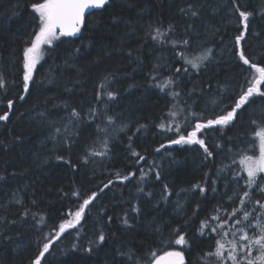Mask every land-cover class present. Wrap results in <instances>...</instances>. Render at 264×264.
Here are the masks:
<instances>
[{
  "label": "trees",
  "instance_id": "obj_1",
  "mask_svg": "<svg viewBox=\"0 0 264 264\" xmlns=\"http://www.w3.org/2000/svg\"><path fill=\"white\" fill-rule=\"evenodd\" d=\"M33 2L35 0H0V70L8 82L5 89H0V115L9 112V119L0 121V217L3 218L0 219V264H30L38 251L37 236L46 235L53 228L58 230L61 222L72 219L69 212H74L76 205L82 202L70 195L73 190L78 189L86 198L97 185L114 178L109 170L124 174L132 171L126 160L130 136L133 148L147 156L146 162L142 161L136 167L147 171L154 163L161 172L159 182L151 173L144 181L145 193L151 191L153 196L137 193V180L127 182L126 187L117 182L101 194L95 202L96 207L88 209L81 225L68 229L54 242L51 255L46 254L42 264H134V261L147 264L151 259L150 251L162 255L169 250L167 242L172 239L169 232L177 225L185 226L186 221L184 230L191 247H172L184 252L185 264H197V257L214 245L207 230L203 235L198 233L200 221L214 215L213 210L218 206L230 211L238 201L227 203V197L242 191L229 177L217 180L215 187L218 190L214 193L211 179L217 177V169L224 165L231 166L233 172L241 171L238 153L252 140L248 116L254 110L259 111L264 100L257 97L255 103L241 113L243 119L230 129H224L222 140L220 131L205 133L203 138L215 153L214 159L205 162L199 145L167 144L168 139L177 136L156 125L166 116L172 97L168 94L169 89L161 91L156 87L148 74L154 64H160V79L163 80L171 74L164 65L182 63L174 58L172 45L167 41L182 38L188 25H193L198 36L187 54L199 55L203 45L212 47L215 56L200 72L190 70V77L182 76L181 88L188 91L195 86L199 90L210 85L211 91L199 98L195 110L213 118L219 111L211 103L217 95V84L225 85L228 92L224 95H228L250 75L247 66L235 55L234 38L240 34L238 26L241 30L242 26L229 13L228 0H201L203 7L198 19L179 12L191 0H112L104 9L93 10L80 32L59 36L51 45L42 47L29 93L20 100L19 96L24 94L21 57L25 41L34 27L30 8ZM238 2L245 6L244 10L254 13L249 20L246 41L241 43L250 58L258 59L260 53H264V0ZM149 24L153 27L162 25V31L171 24L175 32L154 41L147 35ZM212 28L219 31L213 33ZM108 74L111 76L101 90L99 86ZM99 91H115L117 96L110 100L104 95L98 101L96 94ZM9 99L14 101L11 109L7 106ZM196 99L197 96L192 97V100ZM229 102L225 100V103ZM73 108L80 112L83 122L72 129L79 132V136L76 146L69 151L51 138L54 129L50 123L55 121L57 127L69 124ZM89 108H96L99 113L94 122L87 119ZM108 115L120 117L113 126L116 131L109 129L110 159L94 157L85 163L81 157L86 148L102 150L100 142L104 133L97 126L104 129ZM125 124L127 127L120 131ZM140 125L146 127L137 133ZM229 138L232 144L227 143ZM217 142L224 145L223 150L213 147ZM161 143L166 146L156 153L154 149ZM251 153L247 151L248 155ZM57 156H63L64 160L56 159ZM234 159L235 165L232 164ZM71 165H76L78 171ZM206 173L211 176L207 183ZM136 174L138 177L139 171ZM241 174L246 176L242 171ZM165 183L172 191L167 201L161 199ZM197 183L207 187V192L201 194L198 189L192 190V185ZM63 193H69V196ZM16 199L22 204H17ZM33 200L37 205L32 204ZM177 203L182 207L178 209ZM133 204L139 205V215L129 211ZM197 205L199 212L193 216ZM101 207L106 209V216L100 214ZM25 208L32 213L45 214L46 223L33 227L32 215L20 222V214ZM126 211L130 226L122 223ZM107 216L112 217L111 223L107 222ZM12 220L18 222L13 225L9 223ZM100 230L104 231L106 242L93 246L92 252L84 251ZM72 244L78 247L74 249ZM121 252H131L134 257L121 256Z\"/></svg>",
  "mask_w": 264,
  "mask_h": 264
},
{
  "label": "snow or ice",
  "instance_id": "obj_2",
  "mask_svg": "<svg viewBox=\"0 0 264 264\" xmlns=\"http://www.w3.org/2000/svg\"><path fill=\"white\" fill-rule=\"evenodd\" d=\"M112 0H35L30 4V8L33 13V31L30 34V38L25 41V46L22 50V92L19 96L20 100L25 98V94L29 93L30 82L33 81L34 70L36 65L42 56V47L44 45H51L54 40H57L59 36L74 35L81 31V27L85 23V11L88 9H104L110 5ZM228 11L230 14L236 17L239 25L242 26V30L238 26L239 35L234 38L235 55L238 61L242 62V65L247 66L250 73L249 76H245L243 83H238L234 93H229L228 88L225 85L217 84V95L211 99V103L215 109H219L218 113L213 118H207L204 116L203 111L197 112L195 107L199 104V98H202L206 91H211V86L207 89L201 87L199 90L194 86L188 91H184L181 88L183 84L182 76L190 77V70L200 72L202 67H207V64H211L214 59V51L212 47L200 46V54L196 56H189L187 53L193 47V40L198 36L195 32L193 25H188L184 30L182 38L167 41L172 45L174 58L178 62L176 65H164L171 73L163 80L160 79L159 70L160 64H154L152 71L148 74L149 79L155 83L156 87H159L161 91L169 89L168 94L172 97V104L168 108L165 117L161 118V122L156 125L164 132H172L177 136L176 139H168V145H183V144H195L199 145L203 150V160L206 162L209 159L215 158V153L210 149L209 144L206 142V138H203L208 131H220L221 140L223 139L225 132L224 129H230L238 120L243 119L241 113L245 111L250 105L255 103L257 97L264 100V53H260L259 58H250L249 54H246L245 48L242 46V41H246V34L249 32V20L254 15L252 11L244 10L245 6H242L238 0H228ZM19 6V4L17 5ZM203 4L201 0H191L184 7L179 9V12L188 18H199ZM264 11V10H262ZM213 33L219 31L216 28H212ZM175 27L169 25L167 29L162 31V25L153 27L152 24L148 25L147 35L154 41L164 39L169 33H174ZM259 35L258 33L256 34ZM264 47V45H262ZM79 51V49H77ZM130 50V55H131ZM207 62V63H206ZM111 74L104 77V81L100 84V89L105 88V82L109 80ZM7 80L2 70H0V89H5L7 86ZM106 95L108 99L114 100L117 96L115 91H99L96 94V99L101 101L103 96ZM193 96H197L198 99L192 100ZM182 97H187V100H182ZM225 100L230 101L225 103ZM188 101H191L189 103ZM14 101L9 99L7 106L9 109L13 107ZM55 107V106H54ZM64 107L68 105L64 102ZM43 115V114H41ZM99 113L96 108H89L86 113L87 119L95 121ZM71 119L69 124L62 127H57L55 121L50 123V127L54 129L52 133V139L66 150H71L76 146L79 132H74L72 129L79 126L83 122L80 112L75 108L71 109ZM255 117V118H254ZM9 119V112H4L0 115V121H7ZM120 119L119 116L108 115L106 116L107 125L104 129L98 130L104 133V139L101 140L102 150L97 151L94 147H88L85 150L81 159L88 163L91 158L104 157L109 158V137L111 129L113 132L116 129L113 127ZM127 125H122L119 129L123 131ZM146 127V125H140L137 128V133ZM248 128L251 129L252 140L248 147L238 153V164L241 171L233 172L231 166L224 165L217 169V177L211 179L210 173H206L205 183L211 179L212 191L215 193L218 189L215 187L217 180L228 179L237 184L242 191L234 195L227 197V203H232L233 200L238 201L235 207L229 211L226 207L218 206L213 210L214 215L208 216L204 220L200 221L199 228L197 229L200 235L205 233V230L209 233V239H214V245H210L209 251L203 252L197 257V264H264V105H262L259 111L254 110L248 116ZM186 133V134H185ZM135 135V133H134ZM243 138V134L241 139ZM127 152L128 156L126 160H129L128 167L133 170L128 171L126 174L119 170H109V174L113 176V179H109L106 183H101L96 186V190L91 191L90 194L84 198L80 191L73 190L71 192L72 197H76L82 202L76 205L74 212H69L72 219L64 220L58 225V230L53 228L48 234L43 236H37V254L30 260V264H42L46 259V254L51 255V249L54 242L59 240L68 229L77 228L81 225V222L86 219L88 215V209L90 207H96V201L100 199L101 194L106 189L115 186L119 182L123 186H127V182L137 180L138 186L136 188L137 193H145L143 187L144 181L149 177V174H153L157 182L161 180V172L153 165L149 166L145 171L143 167L137 168L142 161L147 160L146 155H142L140 152L133 148L132 137H128ZM256 141H258V146ZM227 143L232 144L231 138ZM165 144L161 143L159 147L154 149L156 153H159L161 149L165 148ZM215 149L223 150L224 145L217 142L214 146ZM258 155H248L247 151H257ZM147 152V150H145ZM56 159L64 160L63 156H57ZM71 164V162H68ZM232 164H237L234 159ZM74 170L78 171L76 165H71ZM137 171L139 176L137 177ZM227 172L228 175H221ZM228 185H225L227 188ZM198 189L201 194L207 192V187L197 183L192 185V190ZM62 191V190H61ZM182 191H188V189H182ZM172 191L169 189L168 184H163L161 191V199L167 201L171 196ZM64 196H69V193H63ZM146 196L151 197L153 193L151 191L145 193ZM15 197V193L13 194ZM260 197V198H257ZM17 204H22L20 199H16ZM131 202V198H129ZM33 205H37V201H32ZM182 206L177 203V208ZM199 205L193 210V216H196L199 212ZM131 212L139 215L141 209L138 204H133L130 208ZM101 215H107L105 208H100ZM32 215L35 220L33 227L37 225L45 224V214L37 212L32 213L30 209L25 208L20 214V222L24 221L25 217ZM0 219H3L0 217ZM112 217L107 216V222L111 223ZM18 221L12 220L9 223L15 225ZM122 223L126 226L129 225L128 212L124 213ZM187 221L185 226L177 225L169 232V236L172 237L167 243L169 250L164 251L162 255H158L155 251H150V260H147V264H185V255L183 251L176 250L173 245L191 247L189 240L187 239V233L185 232ZM80 232L77 231V236ZM231 236V239L228 237ZM5 239L11 240V237H5ZM106 242V235L103 230H100L96 234V238L89 242L90 246L84 251L92 252L93 246H99ZM72 248H77L78 245L72 244ZM256 253L253 255V253ZM121 256H128L129 259H133L134 254L119 253ZM146 259V258H144ZM134 264H137L134 261Z\"/></svg>",
  "mask_w": 264,
  "mask_h": 264
},
{
  "label": "water",
  "instance_id": "obj_3",
  "mask_svg": "<svg viewBox=\"0 0 264 264\" xmlns=\"http://www.w3.org/2000/svg\"><path fill=\"white\" fill-rule=\"evenodd\" d=\"M93 10H96V9H88V10L85 11V23H86V19H87L88 15H89ZM85 23H84V25H85ZM84 25H83L81 28H83ZM76 34H77V33H76ZM74 35H75V34H74Z\"/></svg>",
  "mask_w": 264,
  "mask_h": 264
},
{
  "label": "rangeland",
  "instance_id": "obj_4",
  "mask_svg": "<svg viewBox=\"0 0 264 264\" xmlns=\"http://www.w3.org/2000/svg\"><path fill=\"white\" fill-rule=\"evenodd\" d=\"M256 143H257V146H258V141H256ZM258 154L259 153H258V147H257V151H255V152L252 151V153L250 155H258ZM228 239H231V236H229Z\"/></svg>",
  "mask_w": 264,
  "mask_h": 264
},
{
  "label": "bare ground",
  "instance_id": "obj_5",
  "mask_svg": "<svg viewBox=\"0 0 264 264\" xmlns=\"http://www.w3.org/2000/svg\"><path fill=\"white\" fill-rule=\"evenodd\" d=\"M98 10V9H97Z\"/></svg>",
  "mask_w": 264,
  "mask_h": 264
}]
</instances>
